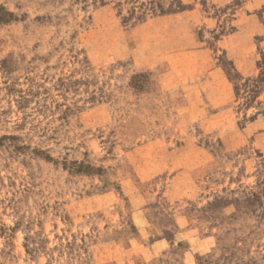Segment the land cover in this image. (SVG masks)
<instances>
[{
  "label": "rangeland",
  "instance_id": "1",
  "mask_svg": "<svg viewBox=\"0 0 264 264\" xmlns=\"http://www.w3.org/2000/svg\"><path fill=\"white\" fill-rule=\"evenodd\" d=\"M0 264H264V0H0Z\"/></svg>",
  "mask_w": 264,
  "mask_h": 264
}]
</instances>
